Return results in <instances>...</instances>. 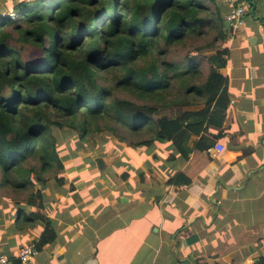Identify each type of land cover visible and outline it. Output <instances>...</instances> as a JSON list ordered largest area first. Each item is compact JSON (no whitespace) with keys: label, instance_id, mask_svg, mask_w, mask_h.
I'll use <instances>...</instances> for the list:
<instances>
[{"label":"trees","instance_id":"obj_1","mask_svg":"<svg viewBox=\"0 0 264 264\" xmlns=\"http://www.w3.org/2000/svg\"><path fill=\"white\" fill-rule=\"evenodd\" d=\"M1 1L7 2L0 7L2 187L15 192L38 187L26 205L45 210L46 175L54 172V183L63 186L66 180L59 173L84 168L76 164V152L60 155L63 141L56 132L66 129L72 135L77 131L85 142L93 134L109 132L129 156L128 147L169 144L172 154L189 165L178 168L167 185L192 184L199 164L210 160L204 153L216 144L202 135L221 129L225 121L226 108L218 97L227 82L221 70L227 65L224 46L231 30L226 32L222 6L211 0L213 14L203 0ZM206 28L217 32V40L202 48L214 50L203 56L208 73L193 58L190 63L168 60L171 47L201 37ZM29 50L40 57H29ZM172 108L180 115L157 117ZM192 137L199 140L189 147ZM70 157L74 164L67 168ZM128 177L125 173L124 179ZM1 202L0 196V207ZM17 215L21 218L14 222L15 230L26 223L43 228L38 230L37 249L57 236L51 218L27 214L24 208ZM5 223L0 208V231Z\"/></svg>","mask_w":264,"mask_h":264},{"label":"crops","instance_id":"obj_2","mask_svg":"<svg viewBox=\"0 0 264 264\" xmlns=\"http://www.w3.org/2000/svg\"><path fill=\"white\" fill-rule=\"evenodd\" d=\"M243 1L245 25L230 27L224 46V125L202 135L225 151L205 152L209 162L181 187L167 181L189 164L169 144L131 156L124 145L116 170L82 159L83 169H67L65 184L46 194L49 212L41 214L57 236L38 249L35 264H264V0ZM22 237L4 244L0 236V253L37 248L39 234Z\"/></svg>","mask_w":264,"mask_h":264},{"label":"rangeland","instance_id":"obj_3","mask_svg":"<svg viewBox=\"0 0 264 264\" xmlns=\"http://www.w3.org/2000/svg\"><path fill=\"white\" fill-rule=\"evenodd\" d=\"M10 1V0H8ZM208 4V6L211 8L210 13H215L216 7L214 6L213 2L211 0H203ZM217 6L219 5L224 6L223 4L219 3L217 0H215ZM6 5L7 7V2L6 4H3L2 1L0 0V7H4ZM11 13V12H9ZM11 17V16H10ZM209 27V26H208ZM217 32L211 28H206V33L204 32L201 37L197 36L196 39L193 40H188L184 44L179 45V46H173L170 48L169 54H168V60L170 62L176 61L179 63H190V58H193L195 63L202 62L203 68L206 73H208V63L204 60L203 56L204 54H208L213 52L214 50L210 49H202L204 48L203 46H206L208 44L213 43L217 39ZM196 47H200L202 50L200 54L196 52ZM25 54H28L29 57L36 54L37 57H40V53H32L31 50L26 51ZM131 99V98H129ZM161 112V113H160ZM157 115L158 116H170V117H175L179 116L181 111L176 110L174 108L169 109V110H164L160 111ZM170 113L169 115H166ZM101 125H104L103 122L100 123ZM56 134L60 137V140L63 141L62 145H59L58 150L60 152V155L63 156L66 154L67 156H71L73 152H76L77 159H75L76 164L83 165L82 159H90L91 158V163L92 165H95L99 167V169H105L106 166L107 168L109 167H114V170L117 169V166L120 162V154H122L123 149L121 146V143L117 141V138L112 135L109 132L106 133H100V134H93L89 136L85 141L79 140V135L77 131H75V134H71L68 129L64 131H57ZM128 145L129 143H125ZM107 146V147H106ZM80 147V149H79ZM133 149L128 147V150ZM131 151V150H130ZM103 165H101V163ZM89 163V162H88ZM164 163V162H163ZM74 160L73 157H70L67 161H65V166L67 168H70L73 166ZM86 168V167H85ZM121 169H118L117 171L122 172ZM66 173V171H65ZM59 176H63L64 173H59ZM47 178H49V186L48 188L44 191L45 195L51 190L53 191L54 187L57 186L54 182L56 181L54 172L48 173L46 175ZM2 181L3 177L0 172V196L2 198L1 202V209L3 210L4 217L6 218V223L3 227V230L0 231V236L3 239V243L6 244L8 241L11 239H8V237H16L17 240H19V244L21 240H25L26 237L22 236H36L38 235V230L43 229L41 226L36 230L32 229L31 227H28L30 224L26 223L23 224L20 228V230H15L14 229V222L19 220L21 218L20 215H17L19 209L24 208L27 211V214H30L32 212H38V213H47L49 211H42L39 210L38 208L28 206L26 205V199L28 198V195L32 192H35L37 188L35 189H30L27 191H21V192H15L12 190L10 187H2ZM60 185L58 184V188ZM65 194V192H64ZM50 197H55L53 194ZM48 202V197L46 196V201H45V209H46V203ZM9 229H12V231H9Z\"/></svg>","mask_w":264,"mask_h":264},{"label":"built area","instance_id":"obj_4","mask_svg":"<svg viewBox=\"0 0 264 264\" xmlns=\"http://www.w3.org/2000/svg\"><path fill=\"white\" fill-rule=\"evenodd\" d=\"M229 8L226 20L231 22V27L239 29L245 25L244 16L246 14L245 5L240 0H217ZM12 20H16L14 14L10 15ZM225 151V147L221 143H216L213 147L209 148L206 152L212 157L217 158ZM39 255V250L35 246H27L20 249L14 260L10 257L0 253V264H15V260L19 264H35Z\"/></svg>","mask_w":264,"mask_h":264},{"label":"water","instance_id":"obj_5","mask_svg":"<svg viewBox=\"0 0 264 264\" xmlns=\"http://www.w3.org/2000/svg\"><path fill=\"white\" fill-rule=\"evenodd\" d=\"M225 27H226V32H228L230 27H231V22L230 21H226L225 22Z\"/></svg>","mask_w":264,"mask_h":264}]
</instances>
